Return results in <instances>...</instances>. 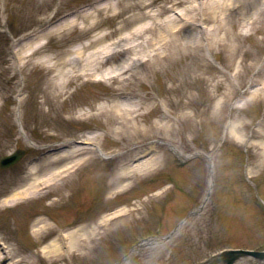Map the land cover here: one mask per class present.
<instances>
[{
  "label": "rangeland",
  "instance_id": "rangeland-1",
  "mask_svg": "<svg viewBox=\"0 0 264 264\" xmlns=\"http://www.w3.org/2000/svg\"><path fill=\"white\" fill-rule=\"evenodd\" d=\"M100 1L0 0V158L17 147L28 150L13 167H0V240L8 246L0 264H112L141 241L171 232L168 239L140 248L132 264H220L213 255L223 248L263 249L264 157L255 144L257 137L251 136L264 123V92L247 101V94L244 100L237 97L259 88L264 78V19L254 27L247 22L254 6L246 0H223L218 6L207 0L201 11L189 8L193 0H155L150 8L162 5L161 18L175 19L170 60L148 64L126 85L119 77L94 82L89 76H75L58 98L44 101L43 87L54 71L36 58L46 53L65 57L86 40L87 30L77 16ZM138 10L101 12L97 18L104 29L113 30L114 38L145 20L132 17ZM124 17L131 18L123 25ZM74 18L78 23L69 26L67 21ZM194 32L200 47L189 39L179 50L178 42ZM38 41L48 42L44 52L25 64L13 63V50L29 52L30 44ZM65 41L63 50L58 45ZM124 54L115 53L93 74H103ZM123 86L158 104L157 111L138 119L140 128L149 129L146 134L136 127L117 131L118 117L110 113L79 116L95 112ZM230 89L231 98L221 104ZM16 98L22 102L19 118ZM166 112L172 124L157 129V122H166ZM236 117L247 123L243 137L228 130ZM79 140L100 146L109 156H100L94 145ZM76 144L85 162L57 171L51 186L39 180L36 194L19 198V205L7 210V196L18 189L31 191L28 185L34 177L68 159L49 165L44 161ZM151 146L157 147L147 156L158 155L159 162L137 174L127 189L114 192L109 183L128 161L127 154ZM187 155L192 156L188 161ZM36 164L38 169L31 172ZM208 189L210 197L204 200ZM119 209L122 213L116 212L112 221L104 219ZM40 217L49 226L36 236L32 229ZM61 229L73 235L68 253L59 248L44 254L42 246Z\"/></svg>",
  "mask_w": 264,
  "mask_h": 264
},
{
  "label": "bare ground",
  "instance_id": "bare-ground-1",
  "mask_svg": "<svg viewBox=\"0 0 264 264\" xmlns=\"http://www.w3.org/2000/svg\"><path fill=\"white\" fill-rule=\"evenodd\" d=\"M155 0H103L98 2L96 5L92 6L90 10L81 11L77 17L81 18V26L86 31V35L78 45L73 46L70 50H68V55L65 57H60L58 53L54 55L46 53L45 56L41 55L39 58H36V62L41 64H45L48 68L54 71V75L48 78L46 81V85L43 87V92L46 101L48 98L53 96L54 98H58L61 93L64 91L66 87V83L70 82L74 76H100L93 74L94 72L100 71L102 66L106 64L109 59H111L115 53H125L123 58L117 63L106 70H103V75L107 76L109 74L115 75V77H119L121 82L126 85L132 82L134 76L139 74V71L146 68V66L152 64H163L171 59V45L169 44L172 41V25L175 21L174 17L168 15L166 18H161L163 13V7L159 6L157 8H149V6ZM207 0H202L201 4L197 2V0H193L195 4L189 6V8L193 10H204V2ZM249 2V5L254 6V13L247 19V22L251 24L252 27L256 25V23L261 22V18L264 19V0L257 4V0H246ZM210 3L215 5L223 4V0H210ZM209 3V4H210ZM246 2L243 1L242 5H245ZM140 9L138 12H135L132 17L133 18H141L145 19L144 21L138 23L133 26L126 32L119 34L116 37H111L113 35V30H106L101 27L100 21L98 20V15L101 12H109L115 11L117 14L125 13L129 9ZM199 11H196L194 15H197ZM143 17V18H142ZM131 17H124L123 25L130 20ZM191 18V16H188ZM74 18L72 20L67 21L68 25H74L78 22H74ZM250 26V28H252ZM63 26L60 25L58 29H62ZM219 28V27H218ZM217 28V29H218ZM215 29H208V35L212 33ZM52 31V30H50ZM157 33L153 35L155 32ZM151 34H148V33ZM48 32L47 34H49ZM211 37V36H210ZM189 39L193 41L197 47H200L199 36L194 33H190L185 37L184 43L183 41L178 42V49L184 50L187 44H189ZM221 41V37L219 42ZM65 42H62L58 45V47H62L64 50ZM48 42L38 41L30 44L29 52H19L17 51V56L15 57L18 65L24 63L32 59V56L36 53H42L45 51ZM62 54V52H61ZM23 60V62H22ZM15 63V64H17ZM239 74V72L237 73ZM234 90L230 89L223 94V101L221 104L225 103L228 98H231ZM259 92H264V78L261 79L260 87L251 90L249 92H241V94L237 97V100H244L245 94L249 95L246 97V101L249 97H253ZM147 96L142 95L140 93H134L130 89H126L123 86L114 96L103 100L96 107L95 114L101 115L105 113H110L115 115L117 118V122L119 124L118 130L119 132L125 131L128 127H136L135 130H142L143 134L149 130L148 128L142 129L140 128V124L138 119L143 116H148L150 113L157 111V103H147ZM221 107V105H220ZM83 114H91V112L84 111L81 112L79 116ZM166 116V122L156 123V128L161 129L165 127H169L168 123L172 118L166 112L164 114ZM247 126L245 121H241L238 117L230 120L228 125V130L231 133H237L235 136L243 137L244 130ZM91 137H96V135H91ZM251 137H257V142L255 144L261 148L260 154L264 157V123L260 124L258 128L253 130ZM28 143L31 145H36L33 141L28 139ZM157 146H151L150 150L147 149H137L131 153H128L126 158L128 161L123 163L114 173L112 180L109 183L110 188L115 187V191H124L127 189L132 182V179L139 173L145 172L149 170L151 167L156 165L159 162L158 155L152 154L147 156L152 150H154ZM82 147L75 145L72 148L63 150L61 153L55 155L52 160L44 161L46 165L49 163H53V160L59 159H68L66 163L61 165L60 167L49 170L42 176L34 177V180L30 182L28 185L31 188V191L23 193L26 190H16L9 196H7L4 201H13L23 195L29 194L31 192H35L37 185L36 183L41 180L44 183H49L48 186H51L53 181H56L57 171L62 170H70L74 165H79L86 161V158L83 156ZM173 149L181 152L176 147ZM44 164H42L43 167ZM38 165H33L31 167V172L36 171ZM38 169V168H37ZM213 185V180L210 182L209 186ZM28 190V189H27ZM210 197V189L207 190V194L205 195L206 200ZM122 213V210L115 211L114 215ZM41 224L35 226L33 228V234L38 236L43 234V230L45 227V220L40 219ZM45 223V224H44ZM75 231V230H74ZM71 231L66 233V238L68 239V243L71 242L73 235H71ZM165 240L163 237H152L148 240L141 241L137 245H135L124 258L125 262H131L132 257L136 254V252L142 248L147 246H152L155 243H159ZM62 241L60 239L54 238L50 240L48 243L42 246V252L46 255H51L55 253L61 245ZM61 250V248H60ZM4 256V252H0V257ZM239 264H264V259L258 260L253 263V260L248 257H242Z\"/></svg>",
  "mask_w": 264,
  "mask_h": 264
},
{
  "label": "water",
  "instance_id": "water-1",
  "mask_svg": "<svg viewBox=\"0 0 264 264\" xmlns=\"http://www.w3.org/2000/svg\"><path fill=\"white\" fill-rule=\"evenodd\" d=\"M17 154H14L10 157H6L2 159L3 165L11 164L16 160ZM250 253L259 257H264V251H247L243 249H232L225 251L222 254V259L224 260L225 264H233L242 254Z\"/></svg>",
  "mask_w": 264,
  "mask_h": 264
}]
</instances>
